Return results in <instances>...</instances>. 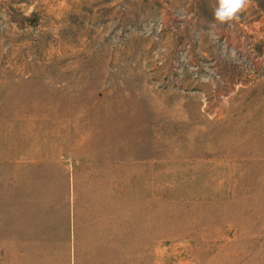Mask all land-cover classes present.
Returning a JSON list of instances; mask_svg holds the SVG:
<instances>
[{
    "label": "rangeland",
    "instance_id": "374dc122",
    "mask_svg": "<svg viewBox=\"0 0 264 264\" xmlns=\"http://www.w3.org/2000/svg\"><path fill=\"white\" fill-rule=\"evenodd\" d=\"M0 0V264H264V0Z\"/></svg>",
    "mask_w": 264,
    "mask_h": 264
},
{
    "label": "clouds",
    "instance_id": "9594fccd",
    "mask_svg": "<svg viewBox=\"0 0 264 264\" xmlns=\"http://www.w3.org/2000/svg\"><path fill=\"white\" fill-rule=\"evenodd\" d=\"M245 0H218L214 15L220 22L237 18L238 12L243 8Z\"/></svg>",
    "mask_w": 264,
    "mask_h": 264
}]
</instances>
